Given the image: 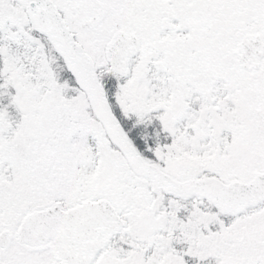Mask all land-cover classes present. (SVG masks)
<instances>
[{
	"label": "snow or ice",
	"instance_id": "6c2138e0",
	"mask_svg": "<svg viewBox=\"0 0 264 264\" xmlns=\"http://www.w3.org/2000/svg\"><path fill=\"white\" fill-rule=\"evenodd\" d=\"M0 264H264V0H0Z\"/></svg>",
	"mask_w": 264,
	"mask_h": 264
}]
</instances>
